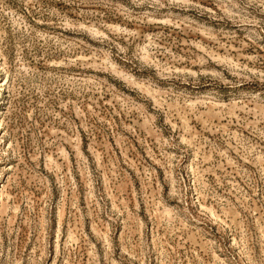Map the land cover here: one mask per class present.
<instances>
[{
  "label": "rangeland",
  "instance_id": "1",
  "mask_svg": "<svg viewBox=\"0 0 264 264\" xmlns=\"http://www.w3.org/2000/svg\"><path fill=\"white\" fill-rule=\"evenodd\" d=\"M0 264H264V0H0Z\"/></svg>",
  "mask_w": 264,
  "mask_h": 264
}]
</instances>
